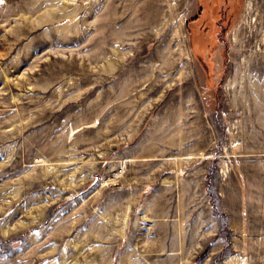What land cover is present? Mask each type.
Masks as SVG:
<instances>
[{
    "label": "rangeland",
    "instance_id": "1",
    "mask_svg": "<svg viewBox=\"0 0 264 264\" xmlns=\"http://www.w3.org/2000/svg\"><path fill=\"white\" fill-rule=\"evenodd\" d=\"M223 2L0 0V264H264V0Z\"/></svg>",
    "mask_w": 264,
    "mask_h": 264
},
{
    "label": "trees",
    "instance_id": "2",
    "mask_svg": "<svg viewBox=\"0 0 264 264\" xmlns=\"http://www.w3.org/2000/svg\"><path fill=\"white\" fill-rule=\"evenodd\" d=\"M220 1H222V0H198L199 12H198L197 16L195 17L194 21L197 19H202V21H203L202 30L203 31L210 26V22L212 21V20H210L211 18H209L208 15H212V17L214 18V16L217 17L219 14L221 17L219 20L220 21V27H219L220 30L226 31L228 29L229 23H230L229 20L231 18L233 11H231L229 13L228 12L229 8L227 6L223 7V5H225V3L223 2L220 4ZM217 5H219V6L217 7ZM232 9H235V11H236V7H232ZM194 23L195 22H193V24ZM201 42H202V39L200 37L198 38L197 32L195 30L192 31L191 32V44H192V48L196 54H200V52H201V49H202Z\"/></svg>",
    "mask_w": 264,
    "mask_h": 264
}]
</instances>
